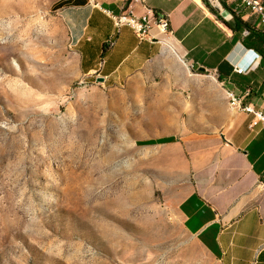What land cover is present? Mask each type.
Here are the masks:
<instances>
[{
	"label": "rangeland",
	"instance_id": "obj_1",
	"mask_svg": "<svg viewBox=\"0 0 264 264\" xmlns=\"http://www.w3.org/2000/svg\"><path fill=\"white\" fill-rule=\"evenodd\" d=\"M54 1L0 0V264H220L178 210L221 159L218 78L89 82Z\"/></svg>",
	"mask_w": 264,
	"mask_h": 264
},
{
	"label": "crops",
	"instance_id": "obj_2",
	"mask_svg": "<svg viewBox=\"0 0 264 264\" xmlns=\"http://www.w3.org/2000/svg\"><path fill=\"white\" fill-rule=\"evenodd\" d=\"M238 2L228 5L233 10ZM53 7L85 80L123 85L153 61L175 55L188 71L216 76L225 92L242 95L249 89L244 103L264 113V58L244 45L243 29L233 31L223 23L221 18L233 24L224 9L204 0H55ZM126 8L136 15L147 9L167 14L170 37L165 40L152 29L140 39L104 11ZM235 13L262 28L247 9ZM223 97L221 159L211 181L183 194L179 216L220 264H264V127L251 125L253 114L232 109Z\"/></svg>",
	"mask_w": 264,
	"mask_h": 264
},
{
	"label": "built area",
	"instance_id": "obj_3",
	"mask_svg": "<svg viewBox=\"0 0 264 264\" xmlns=\"http://www.w3.org/2000/svg\"><path fill=\"white\" fill-rule=\"evenodd\" d=\"M210 5L218 6V0H207ZM241 9H247L252 15L258 19L264 21V0H258V3H250L244 0H239L238 4L234 7L233 11L238 12ZM117 26L126 25L129 26L135 35L142 39L148 36L152 29L157 31V35L162 37H170L171 30L169 23H164V18H161L159 14L152 13V9H147L146 12L136 15L133 11L127 8L119 13H113L109 10H104ZM245 33V31H244ZM229 95H233L235 98V106L232 109H239L247 113L253 114V121L251 125L259 123L264 127V113L261 110L255 109L250 103H244L245 97L250 93L249 89H246L242 95H237L233 90H228Z\"/></svg>",
	"mask_w": 264,
	"mask_h": 264
},
{
	"label": "trees",
	"instance_id": "obj_4",
	"mask_svg": "<svg viewBox=\"0 0 264 264\" xmlns=\"http://www.w3.org/2000/svg\"><path fill=\"white\" fill-rule=\"evenodd\" d=\"M222 3V6L229 11L231 14V20L233 21V24H230L225 19L221 18L223 23L231 28L233 31H237L239 29H243L245 31L244 37H243V43L246 47L252 48L255 51H257L263 58H264V29L256 27L254 24L242 20L241 17L236 14L229 5L225 3L224 0H220ZM204 2L210 7V4L207 0H204ZM214 11V10H213ZM223 63H221L218 67V73L219 75L223 73L222 70Z\"/></svg>",
	"mask_w": 264,
	"mask_h": 264
},
{
	"label": "bare ground",
	"instance_id": "obj_5",
	"mask_svg": "<svg viewBox=\"0 0 264 264\" xmlns=\"http://www.w3.org/2000/svg\"><path fill=\"white\" fill-rule=\"evenodd\" d=\"M244 1H247L250 3H258V0H244ZM152 13L159 14V16L161 18H164V23H169V19H168L167 14L165 15V14H161L158 12L156 13V11H153V10H152ZM256 19L258 21V24L264 29V21L262 19H258L257 17H256ZM167 38H169V37H167ZM226 97L228 99V103H229L230 107L233 108L235 106V98L233 97V95H229L228 90L226 91Z\"/></svg>",
	"mask_w": 264,
	"mask_h": 264
},
{
	"label": "water",
	"instance_id": "obj_6",
	"mask_svg": "<svg viewBox=\"0 0 264 264\" xmlns=\"http://www.w3.org/2000/svg\"><path fill=\"white\" fill-rule=\"evenodd\" d=\"M103 78H99V81H102Z\"/></svg>",
	"mask_w": 264,
	"mask_h": 264
}]
</instances>
